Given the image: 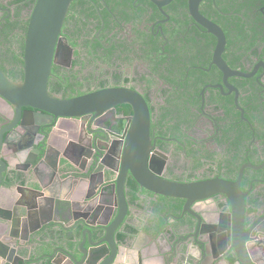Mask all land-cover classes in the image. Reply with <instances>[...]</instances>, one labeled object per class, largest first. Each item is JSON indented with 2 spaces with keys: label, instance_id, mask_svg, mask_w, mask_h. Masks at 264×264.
Instances as JSON below:
<instances>
[{
  "label": "flooded vegetation",
  "instance_id": "obj_1",
  "mask_svg": "<svg viewBox=\"0 0 264 264\" xmlns=\"http://www.w3.org/2000/svg\"><path fill=\"white\" fill-rule=\"evenodd\" d=\"M83 4L89 9L83 36L72 37V30H64L63 23L48 79L49 93L71 98L104 88L136 91L149 109L148 171L179 183L239 181L242 227L222 193L187 203L147 190L128 171L123 199L118 197L116 180L132 114L128 104L94 118H59L50 128L25 125V129L13 107L0 97V131L7 128L5 156L14 158L21 141L37 142L43 132L50 143L47 164L38 160L34 167L16 163L11 166L15 174L32 176V180L51 176L73 181L76 176L77 182L87 183L85 195L92 194L90 202L82 205L76 217L106 228L121 219L113 240L123 241L125 252L135 253L143 243L145 253L152 255L157 246L168 248L175 240H211L210 255L216 254L218 264H236L234 249L241 243L251 255L247 264H264V0L199 3V12L224 33L221 58L231 70L245 74L225 79L212 63L217 38L192 18L188 0H172L162 7L164 13L150 0H83ZM18 6L12 0H0V26L8 20H27L24 7L16 17ZM16 34L23 32L17 28ZM7 48L16 57L0 53V68L9 78L11 73L14 81H21L23 50L15 44ZM208 52L211 57L206 62ZM195 71L211 74L209 81L193 84L199 80L189 76ZM177 98H182L181 106ZM187 106L192 119L172 118L178 108L181 111L176 114L182 118ZM35 155L34 151L28 156ZM74 215L60 209L54 216L63 222L43 226L41 237L82 240L88 224H76ZM21 218L11 213L8 222L15 227L23 223ZM104 236L100 230L93 231V240ZM193 253L198 250L194 248Z\"/></svg>",
  "mask_w": 264,
  "mask_h": 264
},
{
  "label": "water",
  "instance_id": "obj_2",
  "mask_svg": "<svg viewBox=\"0 0 264 264\" xmlns=\"http://www.w3.org/2000/svg\"><path fill=\"white\" fill-rule=\"evenodd\" d=\"M74 0H36L32 8L24 38L23 48V79L14 81L0 68V97L9 103L16 111L17 122L33 128H50L59 118L80 119L85 116H98L108 110H114L119 104H128L132 114L130 126L125 133V143L121 156L120 171L116 180L118 197L123 199L125 176L130 171L134 180L156 194L178 197L187 203L203 199L215 193L224 194L232 205L239 226L242 227L243 197L239 181L231 182L221 179L179 183L167 181L155 176L147 169V153L150 148L149 139V109L144 98L136 91L121 88H104L91 91L71 98H62L50 94L48 79L51 67L55 62L57 43L61 40V29ZM162 12V7L172 0H150ZM201 0H188V10L192 18L217 38L212 63L222 72L224 79L230 75H245L231 70L221 58L225 47V36L222 29L199 12ZM164 13V12H163ZM23 107L33 110L22 111ZM28 114V118L26 116ZM26 116V117H24ZM0 131V264H157L158 261L167 264H218L216 254L211 253V240H175L168 248L156 247L151 255L145 253L143 245H137L136 252L128 253L121 249L123 241L113 240L117 219L111 228L104 225H92L84 222L85 217L78 219L76 213L82 210L83 204L90 202L91 195H85L86 185L77 182V177L53 180L37 177H21L11 167L16 163L47 164V150L50 147L48 134L42 133V139L21 141L15 157L4 155L3 147L7 142L6 135ZM26 129V128H25ZM78 147H83L81 144ZM36 152L35 158H30L28 150ZM81 156L88 158L85 152ZM62 160H67L63 156ZM15 162V163H14ZM35 176V175H34ZM241 177V172L239 178ZM26 186V188H23ZM18 187V188H17ZM16 189V191L14 190ZM23 188V189H22ZM9 190V191H7ZM123 204L124 200H123ZM60 209L70 210L76 224L88 227L82 233V240H53L52 237H41L43 226L56 222L54 214ZM11 213L21 216L15 227L8 220ZM80 214V213H79ZM81 215V214H80ZM116 226V227H115ZM114 227V228H113ZM100 230L105 235L101 240H93V231ZM121 244V245H120ZM235 247L236 264H247L250 254L244 244ZM198 250L197 254L193 249Z\"/></svg>",
  "mask_w": 264,
  "mask_h": 264
},
{
  "label": "trees",
  "instance_id": "obj_3",
  "mask_svg": "<svg viewBox=\"0 0 264 264\" xmlns=\"http://www.w3.org/2000/svg\"><path fill=\"white\" fill-rule=\"evenodd\" d=\"M12 1L19 3V6L16 9V13H15L16 17H19L20 10L23 7L27 9V12H28L27 20H25V22H23L22 20H16V21L8 20L3 26L1 25L2 27L0 26V53L3 56H8L9 53H12V55L16 57L14 51H12L11 49H8L7 46L15 44V45H18V47H20L21 50H23L24 38H25L24 36H25L26 29H27V23L29 21L31 11H32V8L36 0H12ZM82 2L83 0H74L70 5L69 11L64 20L63 29L67 31L72 30L71 32L72 37L83 36V29L85 25L84 18L88 17L89 9L87 8L86 5L84 4L81 5ZM17 28L23 32L22 35L20 34L14 35V31ZM22 53L23 52L21 51L20 54ZM210 57H211V52H208L205 54L206 62L209 61ZM20 63H23V62L20 60ZM15 67H14V70L16 69L17 71V68ZM191 75L199 79V80L194 81L193 83L196 86H199L200 82L206 83L207 81H209L210 79L209 77L211 76V74L204 73L203 71H200V72L195 71L193 74H190L189 76ZM9 76L13 80L15 79V75H12L10 73ZM181 76L183 77V73L181 74ZM181 99L177 98L176 104L180 105ZM180 111L181 109L178 108V112H175L172 118L177 119V121L181 120L183 122H187L189 119H192L191 118L192 115L190 112V106H187V112L183 113L182 118L176 114V113H179Z\"/></svg>",
  "mask_w": 264,
  "mask_h": 264
},
{
  "label": "crops",
  "instance_id": "obj_4",
  "mask_svg": "<svg viewBox=\"0 0 264 264\" xmlns=\"http://www.w3.org/2000/svg\"><path fill=\"white\" fill-rule=\"evenodd\" d=\"M29 177H32V176H29ZM35 181V180H33ZM23 188H26V186H24ZM143 244V243H142ZM137 255H140L139 251L136 252ZM157 264H161V261H158Z\"/></svg>",
  "mask_w": 264,
  "mask_h": 264
}]
</instances>
